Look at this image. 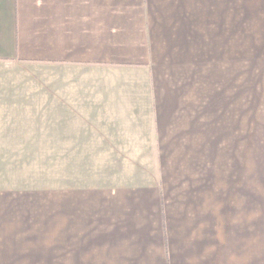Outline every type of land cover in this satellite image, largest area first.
I'll list each match as a JSON object with an SVG mask.
<instances>
[{"label":"crops","instance_id":"crops-1","mask_svg":"<svg viewBox=\"0 0 264 264\" xmlns=\"http://www.w3.org/2000/svg\"><path fill=\"white\" fill-rule=\"evenodd\" d=\"M229 25V0H0V264H264L213 111Z\"/></svg>","mask_w":264,"mask_h":264},{"label":"rangeland","instance_id":"rangeland-1","mask_svg":"<svg viewBox=\"0 0 264 264\" xmlns=\"http://www.w3.org/2000/svg\"><path fill=\"white\" fill-rule=\"evenodd\" d=\"M229 2L228 63L219 57L211 75L213 111L217 106L219 147L234 175L238 163L245 165L251 224L259 211L264 227V0Z\"/></svg>","mask_w":264,"mask_h":264}]
</instances>
